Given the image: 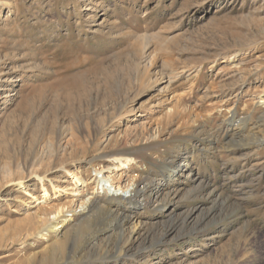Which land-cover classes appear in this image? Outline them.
<instances>
[{
    "label": "rangeland",
    "instance_id": "1",
    "mask_svg": "<svg viewBox=\"0 0 264 264\" xmlns=\"http://www.w3.org/2000/svg\"><path fill=\"white\" fill-rule=\"evenodd\" d=\"M259 138L264 0H0V264H264Z\"/></svg>",
    "mask_w": 264,
    "mask_h": 264
},
{
    "label": "bare ground",
    "instance_id": "2",
    "mask_svg": "<svg viewBox=\"0 0 264 264\" xmlns=\"http://www.w3.org/2000/svg\"><path fill=\"white\" fill-rule=\"evenodd\" d=\"M253 144L254 145L256 144L258 146L259 145L264 146V138L256 139L255 143L248 144V146L253 145ZM246 146H247V144H246ZM113 161H114V163L116 162V164L112 163L110 167H108L106 169L102 168L99 171H97L98 174H101V178L106 183L109 184V190H110L109 192L110 193L109 192L108 193L110 195L108 198V202L103 203V204L90 203V204L84 205L81 208V210L78 211V214H76V212H74L75 216L82 217L85 220V221L83 220V222H89L97 214H103V213L106 214L108 217H111L114 221V222H112V220H111V222L106 227L101 229L98 232V235H96L94 238H92L88 242L87 245H90V243L95 242V240L98 236H104L105 235L108 238L111 237V235L116 230L119 232L117 237L121 241L122 236H123V232H124L125 224L129 220L128 216L124 215V216L120 217V216H117V214L114 211H112V209L115 208L117 206V204H119L120 199H121L120 196L123 194L124 191L120 186L113 184V175H111L110 173L113 174L115 172L121 171L127 163L129 164L132 161V159L116 157L115 159L112 160V162ZM166 170H167V172H169V176L167 178H175L179 174L177 169H166ZM67 175L72 179L73 182H75V183L78 182L77 183L78 186L76 185L77 186L76 189L74 191H72V193H71L72 196L76 197L79 195V188L84 187V184L79 183V180L73 175V173L68 171ZM147 186L148 185L146 183L145 184L142 183L138 187H136V189L133 191V193L128 192L129 195L127 196L126 199H123V200H127V204H128L130 209L137 210L143 206L144 199H143L142 195L145 193ZM19 187L21 189H23L24 193L28 194L27 191L21 186V184L19 185ZM41 191L43 192L42 200H39L38 204L45 203L46 198L48 196L47 188L45 187L44 184H41ZM32 198L34 200L37 199L35 196H32ZM170 205H171L170 199H166V200L163 199L162 201L158 202L156 207H154L153 212H154V214L162 213L166 208L168 209V207ZM70 217H71V215H70ZM56 220L59 224L52 226V229H51L52 230L51 232L54 233L55 235H59V234L64 233L63 229L69 224L70 221H72L71 219L62 218L61 214H56ZM135 228H136L135 226H133V228H131L132 229L131 233L134 232Z\"/></svg>",
    "mask_w": 264,
    "mask_h": 264
}]
</instances>
